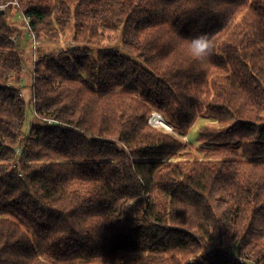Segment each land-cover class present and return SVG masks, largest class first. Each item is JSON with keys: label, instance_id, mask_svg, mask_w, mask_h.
<instances>
[{"label": "trees", "instance_id": "trees-1", "mask_svg": "<svg viewBox=\"0 0 264 264\" xmlns=\"http://www.w3.org/2000/svg\"><path fill=\"white\" fill-rule=\"evenodd\" d=\"M18 2L0 16V264H264V0ZM18 13L48 39L120 30L126 50L44 53L27 133ZM153 111L181 135L219 125L199 155Z\"/></svg>", "mask_w": 264, "mask_h": 264}, {"label": "rangeland", "instance_id": "rangeland-1", "mask_svg": "<svg viewBox=\"0 0 264 264\" xmlns=\"http://www.w3.org/2000/svg\"><path fill=\"white\" fill-rule=\"evenodd\" d=\"M11 15V14H10ZM9 15V16H10ZM23 19H20L19 14L9 18V23L17 28V30L20 29L21 35L20 37L26 38L30 41L25 46L24 49H22L23 55H24V64H23V70H22V77L20 82H18V86L22 88L23 95L28 103V110H27V121L25 125V132L27 133L29 131L30 124L33 121H36V113L34 110V105L31 101L32 99V84H33V69L35 66V63L37 60L44 54L49 53L51 55L59 56L64 55L68 51L72 49H80V50H89L91 55L95 58L101 52H105L110 49H118L122 48L124 52L126 50L123 46V41L121 37L120 30H107L104 34V36L99 38L97 36H89V33L87 32H81L79 35L74 32V30L68 26L66 28L65 32H60L58 38H50L48 39L47 36L44 34H40L37 38L39 40L38 48L34 47L32 42L31 34L28 32L25 26V22L22 21ZM87 33V34H86ZM17 34V33H16ZM26 35V36H25ZM78 36V37H77ZM16 40V38H15ZM36 54V55H35ZM36 57V59H35ZM205 125H212L217 126L219 125L216 121L215 117L212 116L209 113H202L200 116H198V119L196 122L192 125V128L190 129L188 133V142L190 143V147L192 146L193 151H197L199 155H202L200 152V149L204 147L203 142L199 140L198 134L200 129ZM187 142V140H186ZM193 143V145H191Z\"/></svg>", "mask_w": 264, "mask_h": 264}, {"label": "built area", "instance_id": "built-area-1", "mask_svg": "<svg viewBox=\"0 0 264 264\" xmlns=\"http://www.w3.org/2000/svg\"><path fill=\"white\" fill-rule=\"evenodd\" d=\"M10 6H12L14 8L18 7L19 6L18 0H0V16L3 12L7 11ZM18 14H19L20 19H23V21L25 22L26 29L31 34V37H32L31 44H33L34 47L38 48L39 40L37 38L36 33L33 31V29L30 26L29 17L26 16L25 14H22V13H18ZM35 59H36V57H35ZM160 120H164L163 115L159 111H153L150 118H149V123L152 126L163 127L166 130H168L170 133L174 134L175 136L181 137L184 141H186V140L188 141V139H189L188 134L187 135H181L172 125H169L168 127L161 125ZM17 153L20 154L21 149H18Z\"/></svg>", "mask_w": 264, "mask_h": 264}, {"label": "clouds", "instance_id": "clouds-1", "mask_svg": "<svg viewBox=\"0 0 264 264\" xmlns=\"http://www.w3.org/2000/svg\"><path fill=\"white\" fill-rule=\"evenodd\" d=\"M189 49L197 60H205L212 54L213 43L207 34H200L189 41Z\"/></svg>", "mask_w": 264, "mask_h": 264}, {"label": "bare ground", "instance_id": "bare-ground-1", "mask_svg": "<svg viewBox=\"0 0 264 264\" xmlns=\"http://www.w3.org/2000/svg\"><path fill=\"white\" fill-rule=\"evenodd\" d=\"M160 124L163 125V126H167V127L170 125L165 120H160Z\"/></svg>", "mask_w": 264, "mask_h": 264}, {"label": "water", "instance_id": "water-1", "mask_svg": "<svg viewBox=\"0 0 264 264\" xmlns=\"http://www.w3.org/2000/svg\"><path fill=\"white\" fill-rule=\"evenodd\" d=\"M27 44V41L26 40H24V45H26Z\"/></svg>", "mask_w": 264, "mask_h": 264}, {"label": "crops", "instance_id": "crops-1", "mask_svg": "<svg viewBox=\"0 0 264 264\" xmlns=\"http://www.w3.org/2000/svg\"><path fill=\"white\" fill-rule=\"evenodd\" d=\"M12 16V15H11ZM13 17V16H12ZM22 21V20H21ZM22 23H23V21H22ZM26 36V35H25ZM27 38V37H26Z\"/></svg>", "mask_w": 264, "mask_h": 264}]
</instances>
